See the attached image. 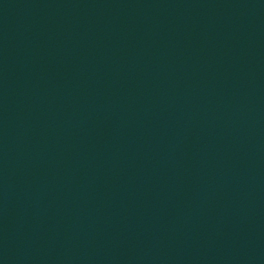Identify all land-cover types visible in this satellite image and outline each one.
Segmentation results:
<instances>
[{
  "label": "water",
  "instance_id": "1",
  "mask_svg": "<svg viewBox=\"0 0 264 264\" xmlns=\"http://www.w3.org/2000/svg\"><path fill=\"white\" fill-rule=\"evenodd\" d=\"M0 264H264V0H0Z\"/></svg>",
  "mask_w": 264,
  "mask_h": 264
}]
</instances>
